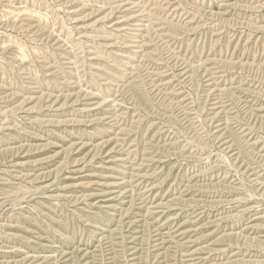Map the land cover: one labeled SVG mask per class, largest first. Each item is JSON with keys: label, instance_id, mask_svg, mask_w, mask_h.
I'll use <instances>...</instances> for the list:
<instances>
[{"label": "rangeland", "instance_id": "rangeland-1", "mask_svg": "<svg viewBox=\"0 0 264 264\" xmlns=\"http://www.w3.org/2000/svg\"><path fill=\"white\" fill-rule=\"evenodd\" d=\"M0 264H264V0H0Z\"/></svg>", "mask_w": 264, "mask_h": 264}]
</instances>
